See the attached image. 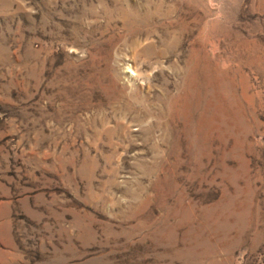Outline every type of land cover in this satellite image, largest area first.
<instances>
[{"label": "rangeland", "instance_id": "rangeland-1", "mask_svg": "<svg viewBox=\"0 0 264 264\" xmlns=\"http://www.w3.org/2000/svg\"><path fill=\"white\" fill-rule=\"evenodd\" d=\"M0 264H264V0H0Z\"/></svg>", "mask_w": 264, "mask_h": 264}, {"label": "bare ground", "instance_id": "bare-ground-1", "mask_svg": "<svg viewBox=\"0 0 264 264\" xmlns=\"http://www.w3.org/2000/svg\"><path fill=\"white\" fill-rule=\"evenodd\" d=\"M150 6H151V4H150ZM157 8V7H156ZM157 10H158V8H157ZM142 11V10H141ZM156 13V12H155ZM131 14V13H130ZM172 14V13H171ZM153 15V14H152ZM130 16V15H129ZM160 18V17H159ZM164 18V17H163ZM133 19V18H132ZM138 19V18H137ZM141 20V19H140ZM136 23V22H135ZM137 27V26H136ZM152 27V26H151ZM140 30V29H139ZM147 49V48H146ZM167 49H169V48H167ZM148 52V51H147ZM168 52H169V50H168ZM166 53V52H165ZM135 54V53H134ZM164 55V54H163ZM169 56V55H168ZM167 56V57H168ZM134 57V56H133ZM146 57H148L149 58V56H147L146 55ZM156 57V56H155ZM145 58V57H144ZM147 58V59H148ZM153 58V57H152ZM137 59V58H136ZM136 59H135V61H136ZM163 59H164V57H163ZM134 60V59H133ZM144 60V59H143ZM146 60V59H145ZM157 61H158V59H157ZM146 62V61H145ZM136 63V62H135ZM144 63V62H143ZM131 70V69H130ZM136 70V69H135ZM133 74V73H132ZM133 75H135V74H133ZM137 75V74H136ZM142 76V75H141ZM136 77V76H135ZM134 77V78H135ZM139 78H140V76H139ZM114 80V79H113ZM140 80V79H139ZM101 83V82H100ZM99 84V83H98ZM104 84V83H103ZM115 84V83H114ZM117 85V84H116ZM100 86V85H99ZM183 86V85H182ZM111 87V86H110ZM114 87V86H113ZM143 87V86H142ZM148 87H150V86H148ZM105 88V87H104ZM107 88V87H106ZM116 89V88H115ZM124 89V88H123ZM167 89V88H166ZM185 89V88H184ZM150 90V89H149ZM169 90V89H168ZM136 91V90H135ZM107 92V91H106ZM111 93V92H110ZM164 93V92H163ZM180 93V92H179ZM179 93H178V95H179ZM107 94V93H106ZM109 94V93H108ZM113 94V93H112ZM120 94V93H119ZM120 95H122V94H120ZM130 95V94H129ZM202 95V94H201ZM125 96V95H124ZM132 96V95H131ZM113 97H115V96H113ZM112 98V97H111ZM117 98V97H116ZM119 98V97H118ZM132 98V97H131ZM108 100V99H107ZM111 100V99H110ZM137 100V99H136ZM175 100V99H174ZM120 101V100H119ZM156 101V100H155ZM134 102V101H133ZM110 104V103H109ZM112 104V103H111ZM160 104V103H159ZM175 104H177V102L175 103ZM130 105V104H129ZM201 105V104H200ZM117 106V105H116ZM119 106V105H118ZM131 106V105H130ZM161 106V105H160ZM170 106V105H169ZM157 107V106H156ZM174 107V106H173ZM180 107V106H179ZM121 108H122V106H121ZM127 109V108H126ZM180 109V108H179ZM191 109H192V105H191V103H190V100H186L185 101V105H184V111H187L185 114H186V116H187V119L189 118H191V117H189L188 116V114L190 115V113H191ZM122 110V109H121ZM163 111V110H162ZM157 114V113H156ZM169 115V114H168ZM191 116V115H190ZM153 118H154V116H153ZM159 120V119H158ZM209 124V123H208ZM191 138V137H190Z\"/></svg>", "mask_w": 264, "mask_h": 264}]
</instances>
